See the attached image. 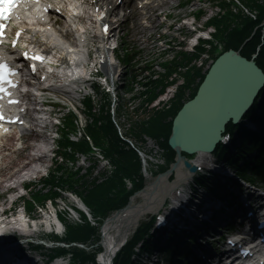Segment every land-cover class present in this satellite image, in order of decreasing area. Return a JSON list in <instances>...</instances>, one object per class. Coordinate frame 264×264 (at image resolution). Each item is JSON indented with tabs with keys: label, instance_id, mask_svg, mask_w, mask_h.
Wrapping results in <instances>:
<instances>
[{
	"label": "trees",
	"instance_id": "1",
	"mask_svg": "<svg viewBox=\"0 0 264 264\" xmlns=\"http://www.w3.org/2000/svg\"><path fill=\"white\" fill-rule=\"evenodd\" d=\"M259 0H248L249 5H255L257 7L262 8V6L258 2ZM262 15H264V12H262ZM262 17H260L261 19ZM260 21V20H259ZM214 23L216 24L218 31L221 35V33L224 34L226 29V23H224V20L218 19L217 17L214 19ZM258 21H254L252 23L247 22L246 29H244L241 32L235 31L232 35L229 34V38L227 39V47H233V48H240L243 42L247 37H249L252 34V28L254 24H257ZM259 34L255 36V44L259 42ZM246 43L243 46V53L250 57V54L253 51V46L251 45L252 42ZM264 49V47H263ZM204 51V49H201L200 52ZM199 54L189 56L187 54H182L181 59L177 61V66L186 67L187 71L184 73V77L186 80V85L182 88H180V91L178 92L177 99L173 103V106L170 110H164V111H156L152 116L149 117V119L145 120V122L140 123L136 126H134L130 133L132 136L140 138L142 134H148L154 138L160 139L163 138L162 145L169 150V158H173L174 151L170 148L168 144V137L171 133L172 129V118L175 116V114L178 112V110L183 105V98L186 95V90L191 87L193 84L198 85L200 83V80H202L203 75L201 73V69L197 68L195 64V60L198 59ZM258 63L261 67L264 69V55L261 54L258 58ZM179 64V65H178ZM168 70L160 79L153 80L152 88H156L161 86V84L165 83L166 81H169L170 77L177 72L178 67H174L171 65H167ZM171 66V67H169ZM181 73L180 75H182ZM200 77L199 82H197V79ZM195 91H193V94L190 96L192 97L194 95ZM93 114V113H91ZM94 115V114H93ZM94 118V124L90 125L88 127V134L95 140L97 144H103L104 142H109L111 144V148L113 152L111 151L109 154V157L111 158V161L116 165L117 169L114 173V175L110 178H108L105 182L102 184H98V182L95 180L92 182L91 186H80L81 191L79 192L82 196L85 203L92 209L94 212H103L107 213L110 210L119 208L126 204L127 198L119 199L114 192H112V189L117 187L118 185L122 184V178L123 176L127 175H137L140 169V158L137 152L134 149H125V145H123V141L121 140L117 128L113 124L111 120L110 113L108 110H106L105 107L102 108L101 112L96 115ZM251 138H248L247 141H249ZM257 140L251 141L247 143V147L252 146ZM73 150L71 153V158L75 159V153L76 151H84L88 148V141L86 138H84L79 143H72ZM257 162L258 166L257 169L253 168V173L255 170L258 172V174L264 179V164H262L257 158L255 160ZM248 168V167H247ZM250 169V168H248ZM66 171L64 170L63 176L61 178H57L60 183H70L72 185L73 179H65ZM142 185V181L140 180L139 187ZM84 229L79 230L78 234L73 236L75 238H78L80 240L90 238L94 235V232L92 229H90L89 226H84ZM77 228L75 226H70L69 234H73V232ZM130 250V246L126 247L115 259L114 264H127L128 260V252ZM78 255L80 258L84 261L83 264H85L89 260H93L92 255H87L86 252L79 249Z\"/></svg>",
	"mask_w": 264,
	"mask_h": 264
},
{
	"label": "water",
	"instance_id": "2",
	"mask_svg": "<svg viewBox=\"0 0 264 264\" xmlns=\"http://www.w3.org/2000/svg\"><path fill=\"white\" fill-rule=\"evenodd\" d=\"M221 57L195 98L183 106L174 120L170 145L177 151L178 164L183 160L181 151L211 150L225 124L230 119L238 120L264 84V74L254 62L233 51Z\"/></svg>",
	"mask_w": 264,
	"mask_h": 264
},
{
	"label": "bare ground",
	"instance_id": "3",
	"mask_svg": "<svg viewBox=\"0 0 264 264\" xmlns=\"http://www.w3.org/2000/svg\"><path fill=\"white\" fill-rule=\"evenodd\" d=\"M100 2L103 3V0H99L98 4ZM67 32L68 31L65 32V35L67 34ZM39 35L41 37V40L48 44L49 46L48 53H55L54 56H58L59 59L57 61L61 62L60 67H62V63L63 65H66L67 57L69 60H75L76 58L75 55H77V58H80L79 63H83L84 56H82L81 54L82 52L81 53L77 52L75 53V55L74 54L72 55L71 53H68L69 51L67 50L65 43L63 45L62 44L60 45V43H58V39H55L51 37L50 35H44V34H39ZM94 36H96L95 31H94ZM33 41L35 40L33 39ZM231 52L232 50H228L222 56L226 54H230ZM66 54H67V57L65 61V59H62L61 57L66 56ZM235 54L238 55L237 53ZM105 56H106V61H105L106 69L104 67V70H106L108 74H114L115 68L113 66V53L109 52L105 54ZM165 58L167 59L169 57H165ZM220 59H218L216 63H218ZM228 64H231V63L228 62ZM72 71L76 75V77L81 76V68L79 67L72 68ZM204 71H208V68H206ZM156 77L159 78L160 75H157ZM161 90H162L161 87H156V89H154L153 92L150 93L148 98H144L141 101H138L139 106L137 105V107L135 108L137 125L145 122V120L149 119L150 116L156 113V109H151V106L155 105L157 107H160L161 105H164V104L166 105L165 102L159 99ZM165 96L170 101L175 95L171 91H166ZM144 106L148 108V111L143 110ZM49 114H52V112H49ZM129 118H131L130 114H129ZM206 155L207 153L200 152V154L197 157V160L200 161L204 159ZM35 160H36L35 158L30 159V163ZM181 166H184V165H181ZM177 173H178V178L175 183H172L173 185L167 186L165 184L166 179L162 177L161 178L162 181L159 187L156 189V191L152 192L148 196H142L143 198H141L140 203H132L123 212H120L116 216H111V218L109 217V219H107L104 225L105 234H104L103 240H104L105 250L103 252L102 259H101L103 263L105 264L110 263L111 258L117 251V247H119L121 244V241H124L125 238L128 237V235L131 233L132 227H134L136 223L140 221L141 215L145 214L148 210L153 211L157 209L160 206V204L163 202L165 195L168 194V191L170 190V188H174L178 184L180 179L182 178L185 179L186 176L188 178L190 175L189 172L185 173V171L182 168H178ZM0 187H3V185L0 184ZM76 202L78 206L82 208L81 201L79 199H76ZM14 224L18 225L19 223L18 221H16ZM20 226H22V223L20 224Z\"/></svg>",
	"mask_w": 264,
	"mask_h": 264
},
{
	"label": "rangeland",
	"instance_id": "4",
	"mask_svg": "<svg viewBox=\"0 0 264 264\" xmlns=\"http://www.w3.org/2000/svg\"><path fill=\"white\" fill-rule=\"evenodd\" d=\"M190 1V5L189 7L187 8H181L179 9V4H180V1L178 0H175L174 2L172 3H169L170 5H168L165 9H164V12H170L171 13V19L169 20V23L166 25V26H161V28H163V30L165 31H168V25L171 24V23H174V26H175V33H171V35H173V38L175 40L176 43H181V46H178L177 44V47L175 48V52H171L169 54L170 56V59L174 58V56L177 54V52L181 51V50H186L188 48V43L186 45V43L189 41L190 37L194 35V33L192 32L193 31V27H185V31L184 32H180L181 31V26L183 24V19L188 16L189 14L191 15L195 10H203L205 12V15L203 16V18L201 20H199V23L196 25L197 28H202L204 27V24L206 23V21L208 20L209 17L211 16H216V14L219 12L220 8H218V4L217 2H211L209 0H189ZM189 21H192V18H190L188 20ZM190 23V22H189ZM191 24V23H190ZM206 29V28H205ZM205 29H202V30H205ZM187 30V32H186ZM209 32H212L213 29H208ZM207 49H209L210 47L209 46H206ZM204 54V55H203ZM199 59V64L201 65V63L203 65H210L213 61V58L211 57L212 55L209 54L208 52H205L203 53ZM211 55V56H210ZM207 68V67H206ZM205 68V69H206ZM160 71L162 69L158 68ZM185 69H182V71H184ZM181 80V79H179ZM171 91V90H169ZM95 101V108H96V112H99V108H100V99L98 97H96L94 99ZM120 104L122 106L121 108V118H120V122L122 123V125L125 127L126 130H128L129 128L132 127L133 125V121L136 120V118L132 117L129 118V114L132 115V111L137 107V105L139 104L138 101L136 102H130L129 101V98H125L124 99H120ZM139 106V105H138ZM60 112V111H58ZM130 112V113H129ZM63 113H61L62 115ZM60 115V116H61ZM83 117V123H85L86 121V117L82 116ZM51 159H47L45 160L46 161H49ZM96 161L98 159H95ZM94 161V160H93ZM91 160H85L84 158L80 161V165L82 166L83 165V168H87L90 163ZM107 163V167L104 165ZM109 164L107 162V160H104V162L102 161H99L98 165H97V169H96V173L95 175L96 176H99L100 174H102L103 172H106L107 170H109ZM0 192H4V189H1ZM23 191L22 190H19L17 193V195L21 194ZM66 196H69V197H66V198H62V199H59L58 200V204L57 206H55V208L53 209L51 207V204L49 203L47 205V209H45L44 211H38L36 213H34V216L35 219L37 220L38 223H47L48 220L50 218L54 219V212L57 211L59 214H64L65 213V210L68 209L69 207H71V205H74L71 197H73V195L71 194H66ZM75 197V196H74ZM73 197V198H74ZM14 199V196L13 195H9L3 199L0 200V212L3 211V210H8L10 208V205H11V201ZM138 202V200H137ZM18 207L13 209V212L9 213L7 217H4L2 219V221H10V220H16V219H21V212L23 210V205L22 203L19 202V205H17ZM55 210V211H54ZM49 211V212H48ZM64 211V212H63ZM70 214V213H69ZM78 216L76 215V212L72 213V215H67V218L69 219H72V220H75L77 219ZM149 215L148 213H145L143 216H141V220L142 219H146L148 218ZM46 225V224H45ZM8 227H12V224L8 225ZM46 229H48L47 226L43 227V228H40V231H45ZM31 230L32 232L34 230L37 231V228L35 227H31ZM2 230L0 229V232ZM47 236V232H41L40 234H44ZM36 235H38L37 233H35Z\"/></svg>",
	"mask_w": 264,
	"mask_h": 264
},
{
	"label": "snow or ice",
	"instance_id": "5",
	"mask_svg": "<svg viewBox=\"0 0 264 264\" xmlns=\"http://www.w3.org/2000/svg\"><path fill=\"white\" fill-rule=\"evenodd\" d=\"M16 0H13V3H15ZM13 5H8V4H5L4 6H2L3 8V15H6L7 12H9L11 10ZM4 25L0 24V44H2L4 41L2 39V37L4 36ZM17 37L20 35V33H16ZM16 42L17 41H12V46L14 47L16 45ZM25 55L27 56V53H25ZM31 59H34V60H43L44 58L41 57V56H33L31 57ZM34 65H33V70H34ZM5 68V65H0V78H3V69ZM4 89L3 88H0V91H3Z\"/></svg>",
	"mask_w": 264,
	"mask_h": 264
}]
</instances>
